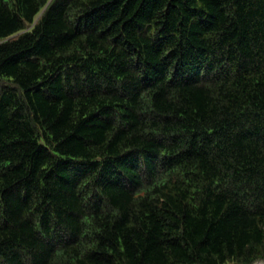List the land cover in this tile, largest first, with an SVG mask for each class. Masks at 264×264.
<instances>
[{
    "label": "trees",
    "instance_id": "1",
    "mask_svg": "<svg viewBox=\"0 0 264 264\" xmlns=\"http://www.w3.org/2000/svg\"><path fill=\"white\" fill-rule=\"evenodd\" d=\"M264 264V0H0V264Z\"/></svg>",
    "mask_w": 264,
    "mask_h": 264
},
{
    "label": "rangeland",
    "instance_id": "2",
    "mask_svg": "<svg viewBox=\"0 0 264 264\" xmlns=\"http://www.w3.org/2000/svg\"><path fill=\"white\" fill-rule=\"evenodd\" d=\"M257 264H263L262 262H258Z\"/></svg>",
    "mask_w": 264,
    "mask_h": 264
}]
</instances>
